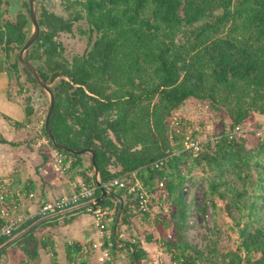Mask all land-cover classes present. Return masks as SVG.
<instances>
[{
    "label": "trees",
    "instance_id": "16d2710c",
    "mask_svg": "<svg viewBox=\"0 0 264 264\" xmlns=\"http://www.w3.org/2000/svg\"><path fill=\"white\" fill-rule=\"evenodd\" d=\"M64 1L67 9L80 4L74 19L47 16L45 23L50 30L39 35L27 54L43 62L42 74L47 80L60 77L52 88L55 105L50 120L57 140L75 149L94 148L103 183L139 170L140 178L155 191L165 178L168 195L164 203L168 205L167 199H171L172 204L157 221L162 235L157 242L172 254L176 264H200L208 259L205 251L185 236L190 206L184 198L187 177L182 174V165L190 172L197 166L208 171L206 202L216 208L224 201L236 210L233 217L242 237L223 264H252L253 253L261 255L256 264H264V138L248 146V136L222 135L214 142L206 141L195 154L185 148L184 123L179 124L180 132L173 124L174 113L191 98L205 102L220 118V129L212 135L245 124L256 113L264 114V0ZM5 4L6 0H0V14L7 11ZM82 18L88 23L81 30L88 37L87 46L69 60L56 33L71 31L73 20ZM24 21L18 16L5 22V50L11 61L10 54L21 48L27 37ZM14 59L11 67L21 80L19 59ZM26 74L27 81L36 86V77L29 70ZM27 99L25 108L31 120L34 107L31 96ZM43 133L64 154L65 162L66 156L75 158V166L81 163L82 154L56 147L44 123ZM165 157L168 161L163 167H149ZM88 167L93 173L89 175L84 168L83 179L96 183L92 163ZM111 190L122 197L126 194L127 199L123 198L116 225L118 197L107 194L97 200L107 215L115 208L109 234L106 229L105 247L112 255L128 249L130 264H141L144 248L132 242L133 253L129 246H119L113 235L115 229L118 239L124 241L120 226L132 224L137 199L126 189ZM96 195H101L99 186ZM206 208L207 204L203 210ZM39 223L24 221L13 235H1L0 259L7 247L16 243L34 262L42 242L35 234ZM67 247L70 264H88L90 251L80 245ZM216 249L215 242L210 253L216 255Z\"/></svg>",
    "mask_w": 264,
    "mask_h": 264
},
{
    "label": "crops",
    "instance_id": "0c3cea01",
    "mask_svg": "<svg viewBox=\"0 0 264 264\" xmlns=\"http://www.w3.org/2000/svg\"><path fill=\"white\" fill-rule=\"evenodd\" d=\"M5 45L6 28L0 16V183L6 181L8 188L13 192L19 191L23 194L24 204L15 213L21 215L35 212L42 202L75 189L78 183L84 180L81 173L84 168L89 175L93 171L88 167L92 163L88 153L82 154V161L77 166L73 165L74 157L65 156L67 168L65 171L59 169L55 159L57 149L50 143L48 137L39 131L38 126H35L43 108L38 113L37 121L34 120L33 115L30 120L27 116L26 104L16 99L11 91L10 60L6 55ZM18 122L20 124H17ZM30 192H33L34 196L31 197ZM12 199L10 198V201ZM30 220L35 223L40 222L35 234L42 241L39 256L34 262L70 264L67 251L69 245H80L82 250L86 246L92 253L91 260L98 256L102 261L103 247H93L94 242L101 240L102 233L94 216L84 208ZM142 242L143 245L140 246L145 250L144 264L177 263L169 255L170 261L166 259L164 261L166 255L164 257L155 255L153 251L155 247L145 240ZM147 251H151L153 260L149 259L151 257H148ZM162 251L160 248L158 253ZM28 258L23 249L14 243L7 247L0 264H23Z\"/></svg>",
    "mask_w": 264,
    "mask_h": 264
},
{
    "label": "rangeland",
    "instance_id": "374dc122",
    "mask_svg": "<svg viewBox=\"0 0 264 264\" xmlns=\"http://www.w3.org/2000/svg\"><path fill=\"white\" fill-rule=\"evenodd\" d=\"M57 1L60 2V0ZM10 3L11 7L13 3ZM5 7L8 8V5L5 4ZM10 7L8 8V12ZM60 7V9H62L61 12L59 9L55 10L56 14H58L57 16L59 20L68 18L74 19L73 13L75 11V8L80 7V4H76L74 8L72 7L70 9H67L65 6V1L63 0ZM8 12L6 10H2V14H0L1 19L3 20V24H5L7 20L14 19L13 17H10V12ZM87 27L88 23L86 19L82 18L73 20L71 31L59 30L56 33V39L58 42H61L63 44L64 55L69 60L72 59L73 55L82 53L87 46L88 37L81 31L82 29H86ZM5 52L7 55V50H5ZM15 57L16 56L10 54V59H12L13 61L15 60ZM11 66L12 65L10 64L9 67L11 70V91L13 92L16 99H19L20 102L26 104V102L28 101L27 96H31L30 93L35 90V85L32 82L27 81V74L25 78L21 76V80L18 79L15 68H12ZM46 113L47 105L43 108L40 119L35 125L38 126V129L42 134ZM174 115L180 116L181 122L184 123L183 132L185 133V136L190 135L191 137L194 136L195 138L197 137L198 139L207 141V139L210 135L213 134V132L220 129V118L217 117L215 111L211 109L205 102H201L196 98L189 99L188 102L183 105L180 110L174 113ZM227 122L228 123L226 127L229 126L230 121L227 120ZM246 125L250 128L255 129V131H252L248 135L246 139L247 145L255 146L259 143V138H262L261 135H264V114L262 115L256 113L255 117L247 119ZM190 173L192 174V178L194 179V185L192 184L191 190L189 191V193L187 192L184 197L188 205L190 206L188 212V221L186 222L187 231L185 236L193 246L202 248L205 251V256L208 259H206V262L202 261L200 264H223L224 262L229 261V257L226 256V254L231 249L238 248V244H240L242 241V237L240 236L239 229L236 226L233 217L238 213L233 208L229 209L224 201H219V205L216 208L213 207L211 203L206 202V198H208L206 193L208 183L205 181V177L208 175V171L204 172L202 168L197 166L194 171ZM198 186H200L199 192L196 191ZM123 198L126 200L127 195H123ZM167 200L168 205L161 206L157 203V195L154 198V207L152 211L149 212V214H142L137 208H133L132 216L130 217L132 220V224L128 226L126 223H123L120 226V238L124 239V241L137 243L138 245H143L142 240L150 242V244L155 247V249L153 250L155 251V255L159 254L160 257H164V255L167 256V258L164 257V261L165 259L166 261H170L169 257L171 256L172 259V254L167 252L166 249H163L160 246V242H157L158 239L161 240L162 238V235L157 229V221L162 220V211H170L168 210V208L169 204H172V200ZM204 204H207L206 210H203V207L205 206ZM114 212L115 208H113V210L108 214L109 219L107 221L106 227L108 234L110 233V229L108 226L110 221L112 220V217L114 216ZM189 219H192L193 223L189 222ZM215 242L217 243L216 255L210 253V250ZM160 248L163 250V254L161 252L158 253ZM147 252L150 255H148V257H151L149 259L153 260L152 258L154 257L152 256L151 251ZM91 255L92 253L90 252L87 259L88 264H106V261L108 260H110L112 264H130L131 262L130 252L128 249L119 250L116 255H112L111 253L110 259H106L103 254L102 261L98 259V256L95 257L94 260L92 259V261L90 258ZM260 256L261 255L259 253H253L250 262L252 264H256V260H258ZM141 264H144L143 260Z\"/></svg>",
    "mask_w": 264,
    "mask_h": 264
},
{
    "label": "built area",
    "instance_id": "2783aa9c",
    "mask_svg": "<svg viewBox=\"0 0 264 264\" xmlns=\"http://www.w3.org/2000/svg\"><path fill=\"white\" fill-rule=\"evenodd\" d=\"M182 123L180 117L174 115L173 124L177 128V131L180 132L179 124ZM255 129L250 128L245 124H238L233 128H227L226 132L219 135H211L208 140L213 142L219 139L222 135H227L230 138L232 137H243L248 136ZM184 135V145L187 149H192L195 154L200 152L203 149L204 143L206 141L195 138L194 136ZM264 138V135L262 136ZM56 162L59 164V169L65 171L67 166L64 161V154L60 151L55 153ZM168 158H161L154 160L149 164L151 169H156L163 167L167 164ZM146 166V170L149 168ZM182 174L187 177V181L183 186V191L186 194L191 190L193 180L191 179V173L188 166L185 164L182 165ZM165 178L161 179L159 188L155 191L151 189L154 186L146 184L139 176V170L132 171L127 177L119 178L115 177L103 183L106 188L111 189L112 187L126 189L128 193L132 194L137 199V209L143 213L151 212L154 207V198L158 195L157 203L161 206H166L164 203L165 197L168 195V192L165 188ZM194 185V184H193ZM97 183L87 182L81 180L75 189L70 192L63 193L57 197L46 200L42 202L35 212H26L21 215H16L15 213L20 209L24 204L23 194L19 191L13 192L8 188L6 181L0 183V235H13L14 229L18 227L22 222L38 218V217H48L59 214L67 210H73L76 208H84L85 211L91 213L94 216L96 224L100 228L102 233L101 240L93 243V247H103V254L106 259L111 258L110 250L105 247V234L108 221L107 211L99 204H97ZM196 190V189H195ZM197 192L200 191V186H198ZM159 193V194H158ZM29 195L34 196L33 192H30ZM10 198H13L10 201ZM189 222L193 223L192 219H189ZM83 250H87L86 246L83 247ZM23 264H38L29 259H26ZM249 264V263H244Z\"/></svg>",
    "mask_w": 264,
    "mask_h": 264
},
{
    "label": "water",
    "instance_id": "95a60500",
    "mask_svg": "<svg viewBox=\"0 0 264 264\" xmlns=\"http://www.w3.org/2000/svg\"><path fill=\"white\" fill-rule=\"evenodd\" d=\"M9 1L13 3V5L9 9V12L12 15H14L15 11L17 9L21 8V6H20L18 1H16V2H15V0H9ZM49 1L50 0H45L43 2L46 5H48ZM28 2L30 3V10H31L30 11V19L28 21V24L24 27V30L28 31L29 36L26 39V41L24 42V44L21 46V48H16L14 50V52L11 54L13 56H18L19 68H20V72H21L22 77L23 78L26 77V69H28L36 77V79L38 81L37 88L32 93H30L31 94V104L34 107V112H33L34 120L37 121L38 113L40 112V110L43 107H45L46 105H48V110H47V114H46L44 124H45V128H46V131H47L49 137L52 139V141L56 145V147L59 149H62V150L70 151V152L75 153V154L88 153L90 155L92 165H93L94 175H95V181H96L97 185L101 188V195L98 199H102L107 194H113L116 197H118V199H119L120 204H119V208H118L116 218H115V225H116L120 219V216H121V213L123 210L124 199L117 192H114L113 190L106 188L103 185L102 177H101V171H100V168L98 166L97 154L95 152V149L92 147H87V148H83V149H75L72 146L62 144L57 140V138L54 135L53 130L51 128L50 120H51V116L53 114L54 105H55V93L51 89L53 83H48L41 73V70L45 69V65H43V62H41V64H37V62L29 61L25 58V53L27 51H31L33 45L36 43V41L38 39L39 32L41 29V27L38 24V14H37L38 0H28ZM44 95H46L47 100L44 97ZM113 235H114V238H115V240L119 246H121V247L129 246L131 251L134 253L135 248H134V244L132 242L120 241L116 235L115 229L113 231ZM135 262H136V264H139L137 261H135Z\"/></svg>",
    "mask_w": 264,
    "mask_h": 264
},
{
    "label": "flooded vegetation",
    "instance_id": "af4514ba",
    "mask_svg": "<svg viewBox=\"0 0 264 264\" xmlns=\"http://www.w3.org/2000/svg\"><path fill=\"white\" fill-rule=\"evenodd\" d=\"M16 1H18L19 2V4H20V6H21V8H19V9H17L16 11H15V15L13 16L11 13H9L8 12V8L10 7V5H11V3H10V1L9 0H6V4L8 5V8H6L7 9V12L10 14V17H13V18H17L18 16H21L25 21H24V24H23V27H25L27 24H28V21H29V19H30V3L28 2V0H15V2ZM43 1H45V0H38V3H37V7H38V11H37V14H38V24H39V26L41 27V29H40V32H39V35L44 31V32H48L49 30H50V27L45 23V21H46V18H47V16H49V17H53V18H56V19H58V14H56V11L55 10H60V12H61V10L62 9H60L61 7H60V5H61V2H63V0H60V2H58L57 0H50L49 1V4L48 5H46ZM59 20V19H58ZM62 20V19H61ZM26 35H27V37H26V39L28 38V36H29V33H28V31H26ZM39 37V36H38ZM26 39H25V41H26ZM31 52L32 51H27L26 53H25V58L27 59V60H29V61H33V62H37V64H41V60H38V59H35V58H29L28 56H27V54H31ZM17 58H18V56H17ZM19 64V63H18ZM28 69H26V71H27ZM41 73H43L42 72V70H41ZM43 75V74H42ZM45 78V77H44ZM46 79V78H45ZM60 79V77L58 76V77H56L54 80H47L46 79V81L48 82V83H53V85H52V87H51V89L53 88V87H55V85L58 83L57 81ZM37 86H38V81H37V84H36V86L34 87L35 89L37 88ZM53 90V89H52ZM55 93V92H54ZM44 97L45 98H47L46 97V95H44ZM44 108V107H43ZM47 110H48V105H47ZM47 114V113H46ZM46 118V117H45ZM45 121V120H44Z\"/></svg>",
    "mask_w": 264,
    "mask_h": 264
}]
</instances>
